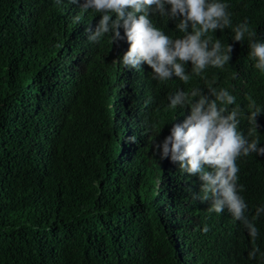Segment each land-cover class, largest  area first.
<instances>
[{"label": "trees", "instance_id": "obj_1", "mask_svg": "<svg viewBox=\"0 0 264 264\" xmlns=\"http://www.w3.org/2000/svg\"><path fill=\"white\" fill-rule=\"evenodd\" d=\"M84 2L0 0V264H264V213L253 219L264 207V156L236 160L253 240L227 208L209 212L198 175L157 147L191 111L170 108L169 97L199 88L214 99L209 87L235 97L218 107L237 109L246 126L237 130L264 147V127L244 122L251 101L264 114V73L249 55L252 40L264 42V0H218L231 26L216 36L229 39L231 59L201 76L187 62V83L125 72L116 60L105 79L100 48L115 59L119 40L110 31L84 43L80 21L97 13ZM151 17L176 39L165 17ZM245 20L255 35L237 42L234 28Z\"/></svg>", "mask_w": 264, "mask_h": 264}, {"label": "clouds", "instance_id": "obj_2", "mask_svg": "<svg viewBox=\"0 0 264 264\" xmlns=\"http://www.w3.org/2000/svg\"><path fill=\"white\" fill-rule=\"evenodd\" d=\"M227 7V4L218 0H85L82 8L85 11L94 9L97 13L96 21L90 18L80 21L87 25L83 41L85 44H95L110 31L112 41L119 40L115 59L107 57L106 51H103L105 46L100 48L102 58L96 64L105 79L112 71V61L116 60L118 67L125 72L145 71L151 75L153 71L154 78L160 81H167L175 75L187 83L190 80L184 67L187 62H191L192 72L201 76L207 67L222 69L230 61L233 46L228 44V38L222 42L216 36L231 26ZM65 11L70 10L65 8ZM152 12H157L175 26V40L156 28L158 26L152 20L156 27L153 26L150 20ZM76 20L79 21L80 17H76ZM234 32L233 39L237 42L243 41L246 33L249 37L255 35L246 20L236 26ZM249 47L250 58L256 61L254 67L264 73V42L252 40ZM209 92L214 99L203 94L199 88L190 93L180 90L169 97L170 108L190 105L191 111L183 123L173 125L170 135L157 147L162 158L170 156L171 161L179 164L188 174L198 175L203 191L199 199L211 200L209 212L220 214L227 208L236 220L245 225L250 237L255 240L259 235L258 229L245 216L247 204L237 192L239 167L236 160L250 153L264 156V147L259 146L255 136L249 142L237 130V109L224 114L228 112L226 105L235 104V97L226 89L217 92L215 88L209 87ZM217 101L225 106L218 107ZM254 106L255 102L251 101L249 107L254 111L244 122L247 127L252 124L264 127V114L261 115L262 111L254 109ZM245 129L243 123L240 130ZM247 131L252 130L249 128ZM240 187L243 188L242 185ZM261 213H264V207L256 209L253 219ZM209 230L208 225L202 229L204 233ZM258 251V248L253 249L249 257L255 258Z\"/></svg>", "mask_w": 264, "mask_h": 264}]
</instances>
